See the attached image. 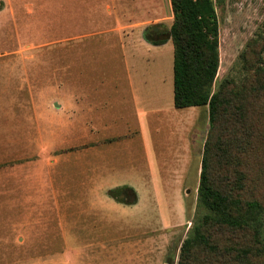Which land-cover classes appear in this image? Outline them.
I'll use <instances>...</instances> for the list:
<instances>
[{
	"label": "rangeland",
	"instance_id": "obj_1",
	"mask_svg": "<svg viewBox=\"0 0 264 264\" xmlns=\"http://www.w3.org/2000/svg\"><path fill=\"white\" fill-rule=\"evenodd\" d=\"M215 3L220 64L213 92L225 101L213 121L209 116L208 125L206 113L200 114L193 153L184 154L177 169H169L167 175L172 177L167 179L165 172H161L156 182L146 187L150 194L140 192L141 202L135 208L140 219L137 215L135 220H145V227L140 223L141 228L133 230L137 228L131 223L133 218L123 214L125 205L130 204L102 200L99 203L108 213L115 218L121 215L131 225L78 234L77 245L66 244L57 258L56 247L62 240L54 239L52 234L50 242L42 243L41 234L32 239L29 233L4 232L15 223L21 226L41 221L36 216L40 202L28 198L31 187L19 185L17 208L10 210L9 202H4L8 206L0 210V264H264V0ZM11 24L0 21V139L3 163L7 162L1 168L3 178L14 177V165L19 166L17 176L26 177L27 158L40 165L42 116L57 98V91L49 88L48 83L57 79L60 66L72 68L77 58V66L88 69L125 65L119 55L121 49L111 52L104 47L107 43L98 42V38L85 43L45 41L41 39L59 37L61 27ZM155 50L161 51L156 59L140 65L160 67L169 82L173 78L174 44L169 41ZM112 53L117 57L113 58ZM204 109L209 111V106ZM162 131L168 129L163 127ZM207 137L210 145L206 174L212 184L228 190L239 201L257 200L261 210L254 214L234 211L232 218L242 223L241 229L220 228L218 220L209 224L211 244L219 247V254L206 247H194L188 258L181 259L183 245L195 235V227L208 216H218L203 203L200 193ZM176 141L173 138L170 143ZM16 158L18 162L11 160ZM92 204L70 202L65 210L71 213L74 207L85 209ZM48 218L52 225L54 221Z\"/></svg>",
	"mask_w": 264,
	"mask_h": 264
},
{
	"label": "crops",
	"instance_id": "obj_2",
	"mask_svg": "<svg viewBox=\"0 0 264 264\" xmlns=\"http://www.w3.org/2000/svg\"><path fill=\"white\" fill-rule=\"evenodd\" d=\"M51 2L0 0V21H11L16 26L61 27L59 37L41 39L45 41L85 43L98 38V42L107 43L104 47L112 49L111 52L120 48L119 55L125 62L124 66L88 69L77 66V58L72 68L60 66L57 79L48 83L49 88L57 91V98L42 116L40 165L27 158L26 177L17 176V165L11 167L15 170L14 177H0V210L8 206L4 202H9L10 210L17 208L19 185L31 187L29 200L40 202L36 216L41 221L21 226L15 223L4 232L29 233L32 239L41 234L42 243L50 242L52 234L54 239L62 240L56 247L59 258L66 244L77 245L78 234L106 232V227L124 229L130 224L121 215L115 218L99 203L108 198L116 201L111 195L115 188L130 186L135 190L137 202L125 205L123 214L133 218L132 225H137L133 230H139L140 223L144 228L145 220H135L137 215L140 219L135 210L141 202L140 192H148L146 187L155 183L161 172L171 178L172 174L167 175L169 169H177L178 161L184 160L182 156L193 153L198 136L195 126L200 114L205 113L208 125L209 111L204 109L207 105L175 107L174 69L168 82L160 67L140 65L155 60L156 54L161 53L155 48L172 41L169 38L163 44H154L145 35L149 27H171L174 21L171 0ZM153 31L159 33L157 29ZM1 106L0 102V134ZM163 127L168 131L163 133ZM173 138L178 141L171 144ZM11 160L18 162L17 158ZM6 163L0 139V172ZM177 182L180 184L181 180ZM70 202L93 204L85 209L74 207L68 213L65 205ZM48 217L54 221L52 225Z\"/></svg>",
	"mask_w": 264,
	"mask_h": 264
},
{
	"label": "trees",
	"instance_id": "obj_3",
	"mask_svg": "<svg viewBox=\"0 0 264 264\" xmlns=\"http://www.w3.org/2000/svg\"><path fill=\"white\" fill-rule=\"evenodd\" d=\"M171 4L174 14L171 27H149L145 35L154 44H163L169 38L173 41L175 107L208 105L210 120L213 121L225 101L218 93L213 92L220 64L219 21L215 0H171ZM154 29L159 33L154 34ZM209 137L204 147L200 193L203 203L212 212H218V216L217 219L208 216L202 225L195 227V235L183 245L181 259L188 258L194 247H206L219 254V247L211 244L208 229L212 226L209 224L218 220L220 228L241 229L242 223L232 218L234 211L239 209L241 212L254 214L261 210V203L257 200L239 201L228 190L218 189L212 184L206 174ZM111 195L127 204L137 202V194L130 186L115 188L111 190Z\"/></svg>",
	"mask_w": 264,
	"mask_h": 264
}]
</instances>
